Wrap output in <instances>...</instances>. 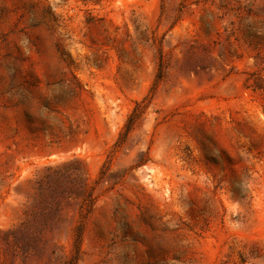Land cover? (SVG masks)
I'll list each match as a JSON object with an SVG mask.
<instances>
[{
  "label": "rangeland",
  "instance_id": "374dc122",
  "mask_svg": "<svg viewBox=\"0 0 264 264\" xmlns=\"http://www.w3.org/2000/svg\"><path fill=\"white\" fill-rule=\"evenodd\" d=\"M0 264H264V0H0Z\"/></svg>",
  "mask_w": 264,
  "mask_h": 264
},
{
  "label": "trees",
  "instance_id": "16d2710c",
  "mask_svg": "<svg viewBox=\"0 0 264 264\" xmlns=\"http://www.w3.org/2000/svg\"><path fill=\"white\" fill-rule=\"evenodd\" d=\"M57 174L60 175L61 172H59V173H57ZM89 197H90L89 194H86V193H85V194L83 195V198H84L85 201H87V199H88Z\"/></svg>",
  "mask_w": 264,
  "mask_h": 264
}]
</instances>
